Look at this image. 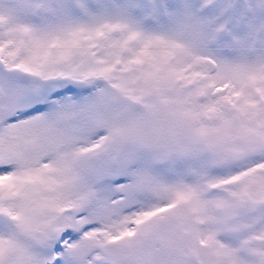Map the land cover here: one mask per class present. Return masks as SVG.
<instances>
[{"label":"snow or ice","instance_id":"1","mask_svg":"<svg viewBox=\"0 0 264 264\" xmlns=\"http://www.w3.org/2000/svg\"><path fill=\"white\" fill-rule=\"evenodd\" d=\"M0 264H264V0H0Z\"/></svg>","mask_w":264,"mask_h":264}]
</instances>
